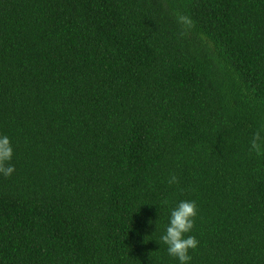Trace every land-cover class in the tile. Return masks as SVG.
<instances>
[{"label": "trees", "instance_id": "16d2710c", "mask_svg": "<svg viewBox=\"0 0 264 264\" xmlns=\"http://www.w3.org/2000/svg\"><path fill=\"white\" fill-rule=\"evenodd\" d=\"M261 129L264 0H0V264H264Z\"/></svg>", "mask_w": 264, "mask_h": 264}, {"label": "clouds", "instance_id": "9594fccd", "mask_svg": "<svg viewBox=\"0 0 264 264\" xmlns=\"http://www.w3.org/2000/svg\"><path fill=\"white\" fill-rule=\"evenodd\" d=\"M178 21L185 26H191L192 21L188 16L180 15ZM260 131L253 133L250 147L257 154L264 152V136ZM14 148L10 138L0 134V175L11 176L15 166L10 163L13 158ZM169 184L178 183L177 177L172 175L168 179ZM167 203L166 201L164 202ZM197 216V204L194 200H181L169 211L168 223L159 241L166 246L167 254L175 258L178 264H191L192 257L189 250H195L199 241L194 235H189L194 227V218ZM156 227V225H155Z\"/></svg>", "mask_w": 264, "mask_h": 264}]
</instances>
